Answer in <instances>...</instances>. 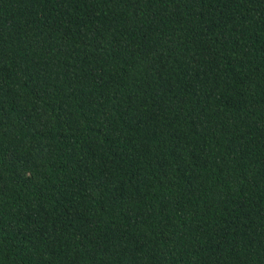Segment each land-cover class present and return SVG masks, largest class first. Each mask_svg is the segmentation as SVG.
<instances>
[{
  "label": "trees",
  "instance_id": "1",
  "mask_svg": "<svg viewBox=\"0 0 264 264\" xmlns=\"http://www.w3.org/2000/svg\"><path fill=\"white\" fill-rule=\"evenodd\" d=\"M0 264H264V0H0Z\"/></svg>",
  "mask_w": 264,
  "mask_h": 264
}]
</instances>
